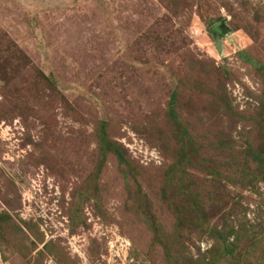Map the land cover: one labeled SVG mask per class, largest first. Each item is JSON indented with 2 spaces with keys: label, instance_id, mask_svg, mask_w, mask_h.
Wrapping results in <instances>:
<instances>
[{
  "label": "rangeland",
  "instance_id": "374dc122",
  "mask_svg": "<svg viewBox=\"0 0 264 264\" xmlns=\"http://www.w3.org/2000/svg\"><path fill=\"white\" fill-rule=\"evenodd\" d=\"M0 264H264V0H0Z\"/></svg>",
  "mask_w": 264,
  "mask_h": 264
}]
</instances>
